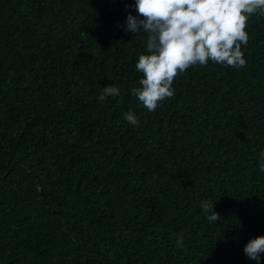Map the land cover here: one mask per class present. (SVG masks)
Here are the masks:
<instances>
[{"label": "trees", "instance_id": "obj_1", "mask_svg": "<svg viewBox=\"0 0 264 264\" xmlns=\"http://www.w3.org/2000/svg\"><path fill=\"white\" fill-rule=\"evenodd\" d=\"M129 12L0 0V264H257L244 245L264 235V15L247 22L245 66L190 67L149 112L130 92L146 34L125 30ZM106 85L120 93L100 101Z\"/></svg>", "mask_w": 264, "mask_h": 264}, {"label": "clouds", "instance_id": "obj_2", "mask_svg": "<svg viewBox=\"0 0 264 264\" xmlns=\"http://www.w3.org/2000/svg\"><path fill=\"white\" fill-rule=\"evenodd\" d=\"M136 15L126 17V31L146 34V52L139 55L135 68L142 74L139 86L131 88L134 96L149 112L175 94V79L193 66L215 64L240 68L246 65L242 45L248 43L246 26L254 14L264 15V0H135ZM116 86L103 87L98 99L117 96ZM132 125L137 116L124 113ZM260 171L264 172V151L260 152ZM201 208L209 222L221 220L213 210V201L204 200ZM183 248V236L176 240ZM250 260L264 254V235L244 245Z\"/></svg>", "mask_w": 264, "mask_h": 264}]
</instances>
